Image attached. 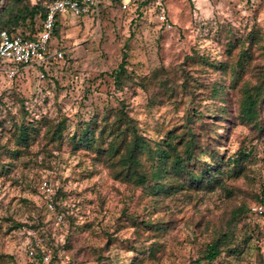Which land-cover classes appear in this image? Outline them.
<instances>
[{
    "label": "rangeland",
    "instance_id": "374dc122",
    "mask_svg": "<svg viewBox=\"0 0 264 264\" xmlns=\"http://www.w3.org/2000/svg\"><path fill=\"white\" fill-rule=\"evenodd\" d=\"M121 5L105 0L86 15L60 16L52 43L63 58L46 65L43 78L38 67H24L9 79L0 63V264H36L26 253L33 232L58 264H196L231 213L264 193V111L262 131L237 118L242 86L264 72V0H166L171 29L153 5ZM243 49L253 58L233 77ZM123 60L131 79L117 90L112 73ZM214 84L225 87L227 103L210 96ZM123 103L139 132L156 140L201 113L226 158L251 151L247 175L228 179L230 195L220 188L152 195L123 180L113 161L72 137L93 119L112 120ZM224 106L230 115L219 121ZM22 122L36 126L28 146L15 139ZM45 179L55 212L41 190ZM236 224L238 252L202 264H264V217L244 213Z\"/></svg>",
    "mask_w": 264,
    "mask_h": 264
},
{
    "label": "trees",
    "instance_id": "16d2710c",
    "mask_svg": "<svg viewBox=\"0 0 264 264\" xmlns=\"http://www.w3.org/2000/svg\"><path fill=\"white\" fill-rule=\"evenodd\" d=\"M52 0H4L0 5V32L20 34L27 39L35 38L43 30L46 17L44 3ZM140 7H142L140 5ZM40 19L41 24L36 23ZM60 28L59 18L56 23L54 36ZM253 39L251 43H253ZM252 54L243 49L236 61L233 77L241 76L252 59ZM45 71V70H44ZM112 76L117 90H123L127 79H131L125 67V60L120 64ZM223 85L214 84L210 88V96L215 100L227 103L226 90ZM112 120L104 118L102 122L96 119L86 124L82 133H76L73 142L76 147L96 150L113 161L123 180L133 183L148 191L152 195L196 192H214L220 188L230 195L232 187L228 179H236L247 175L245 165L251 151H239L236 157L226 158L217 145L212 144L210 134L217 132L212 128L213 123L205 121L203 115L197 111L186 119V122L169 129L160 139H153L139 132L136 120L122 107ZM264 111V72L259 70L256 82L248 81L242 86L237 118L243 125H248L256 131H262V114ZM214 113L216 110H214ZM230 111L224 106L217 118L228 120ZM228 115V116H227ZM214 118V117H212ZM222 118V119H221ZM236 118V116H235ZM197 120V126H196ZM31 128V130H29ZM65 125L59 122L52 133L53 139H60ZM228 129V127L226 128ZM35 125L22 122L15 134L16 142L21 146H28L31 139H35ZM98 131V135L95 134ZM222 133H218L221 138ZM106 143V144H105ZM58 200L61 190L56 192ZM256 201L244 202L236 208L229 218L227 227L208 242L196 264L203 261L211 262L221 255L224 250L236 254L239 243L236 240L235 227L244 213L253 214L250 210L255 203L264 204V193L257 196ZM58 209V207H57ZM22 226V225H21ZM152 226V224L148 225ZM33 228L40 230V224ZM63 248L56 247L57 250ZM44 249L36 245L34 261L36 264H58L57 255L48 263L44 262Z\"/></svg>",
    "mask_w": 264,
    "mask_h": 264
},
{
    "label": "built area",
    "instance_id": "2783aa9c",
    "mask_svg": "<svg viewBox=\"0 0 264 264\" xmlns=\"http://www.w3.org/2000/svg\"><path fill=\"white\" fill-rule=\"evenodd\" d=\"M104 0H52L44 3L46 17L43 22V30L32 39H27L20 34L10 33L7 30L0 32V63L5 68L7 77L13 79L19 70L24 67H38L41 77H44L45 66L53 60L63 58V51L55 48L52 44L57 20L60 16L68 13L74 16L86 15L92 10L97 9ZM166 0H121L123 9L136 3L139 6L145 4L153 5L157 8L158 21L166 29L173 26L172 20L164 8ZM1 5V4H0ZM4 63H6L4 65ZM41 190L45 195L46 206L49 211L55 212L54 191L48 179L42 182ZM250 210L258 217H264V204L255 203L251 205ZM63 214H56L57 223L63 224ZM33 238L26 243V253L30 258L36 253V245L39 244L44 249V262L52 259V253L45 245V238L36 233ZM62 264H65L62 262Z\"/></svg>",
    "mask_w": 264,
    "mask_h": 264
},
{
    "label": "crops",
    "instance_id": "0c3cea01",
    "mask_svg": "<svg viewBox=\"0 0 264 264\" xmlns=\"http://www.w3.org/2000/svg\"><path fill=\"white\" fill-rule=\"evenodd\" d=\"M105 1V0H104ZM64 18V17H63ZM53 44V43H52ZM2 69V71L7 75V73H6V71H5V68L4 67H2L1 68Z\"/></svg>",
    "mask_w": 264,
    "mask_h": 264
},
{
    "label": "water",
    "instance_id": "95a60500",
    "mask_svg": "<svg viewBox=\"0 0 264 264\" xmlns=\"http://www.w3.org/2000/svg\"><path fill=\"white\" fill-rule=\"evenodd\" d=\"M4 0H0V4L3 3Z\"/></svg>",
    "mask_w": 264,
    "mask_h": 264
}]
</instances>
